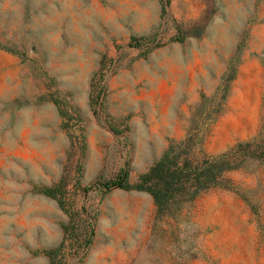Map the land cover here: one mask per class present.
I'll list each match as a JSON object with an SVG mask.
<instances>
[{
  "label": "rangeland",
  "instance_id": "1",
  "mask_svg": "<svg viewBox=\"0 0 264 264\" xmlns=\"http://www.w3.org/2000/svg\"><path fill=\"white\" fill-rule=\"evenodd\" d=\"M189 135L252 145L164 218L109 187ZM263 151L264 0H0V264H264Z\"/></svg>",
  "mask_w": 264,
  "mask_h": 264
},
{
  "label": "trees",
  "instance_id": "2",
  "mask_svg": "<svg viewBox=\"0 0 264 264\" xmlns=\"http://www.w3.org/2000/svg\"><path fill=\"white\" fill-rule=\"evenodd\" d=\"M203 27L181 29L180 36L199 35ZM197 135L181 143L172 144L163 157L145 174L130 182L128 173L109 183V187L149 193L156 206L157 216L164 218L175 205L192 202L201 194L225 187L226 175L240 168V151L252 144L240 145L237 150L221 156L211 157L203 153V139L198 142ZM233 154V157L229 158ZM264 156V151L260 153ZM235 155V156H234Z\"/></svg>",
  "mask_w": 264,
  "mask_h": 264
}]
</instances>
